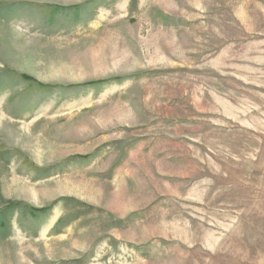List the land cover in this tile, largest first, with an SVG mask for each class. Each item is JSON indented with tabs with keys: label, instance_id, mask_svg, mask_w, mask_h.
I'll list each match as a JSON object with an SVG mask.
<instances>
[{
	"label": "rangeland",
	"instance_id": "rangeland-1",
	"mask_svg": "<svg viewBox=\"0 0 264 264\" xmlns=\"http://www.w3.org/2000/svg\"><path fill=\"white\" fill-rule=\"evenodd\" d=\"M0 264H264V0H0Z\"/></svg>",
	"mask_w": 264,
	"mask_h": 264
}]
</instances>
